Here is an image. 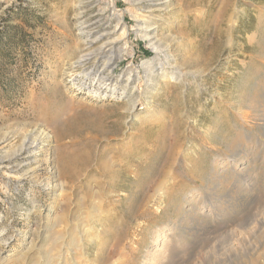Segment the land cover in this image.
<instances>
[{
    "label": "rangeland",
    "instance_id": "rangeland-1",
    "mask_svg": "<svg viewBox=\"0 0 264 264\" xmlns=\"http://www.w3.org/2000/svg\"><path fill=\"white\" fill-rule=\"evenodd\" d=\"M137 3L0 0V264H264V0Z\"/></svg>",
    "mask_w": 264,
    "mask_h": 264
},
{
    "label": "bare ground",
    "instance_id": "bare-ground-1",
    "mask_svg": "<svg viewBox=\"0 0 264 264\" xmlns=\"http://www.w3.org/2000/svg\"><path fill=\"white\" fill-rule=\"evenodd\" d=\"M117 1L118 0H116V2ZM128 2L131 3L130 7L133 9V14L131 15V17L133 19L132 22H133L134 31H136L139 34L140 33L142 34V38H143V40L146 43H148L151 53L155 55L154 59H156V61L159 60L160 57H159V54L157 53V47L155 46L156 44L151 42V40H152L151 36L152 35L149 33L150 30H148L145 27L146 20L153 16V12L156 11V9L155 8H150L146 12H140L139 8H138V5L142 3L141 1H140L141 3H139V4L137 3V2H139V0H128ZM110 8L112 10H114L115 7L113 8V6H111ZM125 12L126 11L124 9H122V10H115V11H113V14H110L112 16V18L111 17L110 18L112 20L116 21V23H115L116 26L114 28H111V26H109L110 24L108 25V23L110 21H112L111 19H108L107 22H104V20H106V19H98V21H99L98 24L100 26L102 25L101 23H104L103 26H102V31H100L96 35H89V36L85 37V42L84 43L87 45V47L84 48V51H82V56L79 59V63H81V64H89L92 61L96 60L97 58H103L104 59V64L102 65V68L100 70L101 74H100L99 77H101V79H100L101 80L100 81L101 84H104V85H110L108 82H110V75L111 74H115V75L118 74V75H120V77L123 76V75H126V74H131V75L135 74V75H137L139 73H142L141 70L142 71L146 70L145 68H148V66L151 65L153 60H154L151 57L152 59L143 62L141 67L129 66V67H126V68H124V67L122 68L120 66L119 62H120V59L122 57L121 53L123 52V47H124L123 44L126 41L125 38H127V37H125L126 28H127V25H126L125 19H124ZM96 28H99V27H96ZM92 29H94V28H92ZM83 33L85 34L86 32H83ZM125 50H126V48H125ZM124 52H126V51H124ZM143 74H145V73H143ZM145 75H147V73ZM128 80H129V77H128ZM127 83H128V81H127ZM107 89H108V87H107ZM111 91H112V94H115V93L119 94L118 91L116 90V88L111 89ZM120 94H122V92H120ZM99 97H104V95L103 96H99ZM98 101L100 102V101H103V100H98ZM241 116H244V114L241 115ZM241 118L244 119L243 117H241ZM7 161H8V159H7ZM1 163H3V162H0V165H1ZM249 167H251V166H249ZM5 171H7V170H5ZM238 171H239V176L240 177L241 176H245V175L246 176L250 175V172L248 170V166H246V165H243L242 168L238 169ZM251 188L253 189V187H251Z\"/></svg>",
    "mask_w": 264,
    "mask_h": 264
},
{
    "label": "trees",
    "instance_id": "trees-1",
    "mask_svg": "<svg viewBox=\"0 0 264 264\" xmlns=\"http://www.w3.org/2000/svg\"><path fill=\"white\" fill-rule=\"evenodd\" d=\"M7 22V21H6ZM3 38H5V41L7 42V43H10V41L12 40L11 38H10V36H8V34L7 33H3V32H0V59H2V58H4L3 57V54H4V52H3V50H2V47H1V45H2V43H3ZM0 67H2V62H0Z\"/></svg>",
    "mask_w": 264,
    "mask_h": 264
}]
</instances>
